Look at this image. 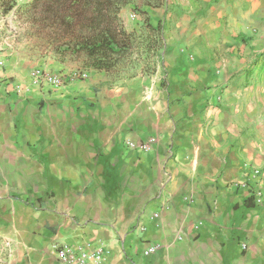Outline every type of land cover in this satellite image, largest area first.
<instances>
[{
  "label": "crops",
  "instance_id": "crops-1",
  "mask_svg": "<svg viewBox=\"0 0 264 264\" xmlns=\"http://www.w3.org/2000/svg\"><path fill=\"white\" fill-rule=\"evenodd\" d=\"M1 1L0 264H60L58 243L264 264V200L236 186L253 166L264 196V0H166L164 66L121 79L32 59Z\"/></svg>",
  "mask_w": 264,
  "mask_h": 264
},
{
  "label": "trees",
  "instance_id": "trees-1",
  "mask_svg": "<svg viewBox=\"0 0 264 264\" xmlns=\"http://www.w3.org/2000/svg\"><path fill=\"white\" fill-rule=\"evenodd\" d=\"M166 0H32L27 4L28 37L34 49L62 63L70 59L78 72L104 71L118 75L135 69L145 60V70L155 71L163 62L160 45L163 26L153 24L144 7L158 8ZM145 17L143 26L129 31L121 16L124 7ZM3 11L14 8L13 0H2ZM157 57V60L156 58ZM68 62V61H67Z\"/></svg>",
  "mask_w": 264,
  "mask_h": 264
},
{
  "label": "rangeland",
  "instance_id": "rangeland-1",
  "mask_svg": "<svg viewBox=\"0 0 264 264\" xmlns=\"http://www.w3.org/2000/svg\"><path fill=\"white\" fill-rule=\"evenodd\" d=\"M31 1L32 0H13L14 8L11 11L6 12L7 16L12 18L11 19L12 20V26H14V30L11 32V35H13V37L15 38L14 42H15L16 46L20 49L25 50V52L27 51L26 53L29 56H31L32 59L55 60V61L63 64L64 66L70 68L71 70L76 71V73H77L78 68H77V66L72 64L70 59H67L66 62L62 63L61 61L57 60L55 57H52L49 54H44L43 52H41V50L34 49L31 46V42H30L29 37H28L29 23H28L26 14H25L27 4L30 3ZM163 6L158 7L159 10H157L155 8H149L147 6H145L144 9L148 10L149 19L153 24L156 25L159 22L162 23L163 38H164V40H166V39H168L170 33H172L171 26L169 25V20H170V18H172V16H171V14H169V11L167 10L160 17L159 14H161V13H159V11H162ZM121 16L124 20L126 28L129 31L138 30V29H140L141 26L144 27L143 22H144L145 17H143L140 13H138L134 9V5H129V6L124 7L122 12H121ZM2 17H5V15L3 14ZM16 31H17V33H16ZM159 45L161 47L159 51H160V54L162 55L163 62L161 63L158 60L157 63H155V71L152 72V69L154 68L153 65H150V66H152V69L150 71L145 70L146 66H148L147 65L148 61L144 60L139 67L132 69V70H129V71H124L118 75L117 74L112 75V77L117 78V79H121L124 77H133L136 75H143V76L153 75L156 72L158 67L164 66V62H165V41H163V43H161ZM155 58L157 60V57H155Z\"/></svg>",
  "mask_w": 264,
  "mask_h": 264
},
{
  "label": "built area",
  "instance_id": "built-area-1",
  "mask_svg": "<svg viewBox=\"0 0 264 264\" xmlns=\"http://www.w3.org/2000/svg\"><path fill=\"white\" fill-rule=\"evenodd\" d=\"M78 78H86L88 73L84 72H77L76 74ZM50 78L54 82H64L66 79L65 76L57 75L55 73L49 74ZM2 86V81L0 80V88ZM142 147L145 151L149 150L151 147L150 139L144 141L142 143ZM260 170L253 166H249L248 173L245 176V179L242 182H237L236 186L242 187L246 190L247 198H251L256 205L262 204L264 200L263 192H262V185L260 180ZM141 229H145L142 227ZM188 234L180 231L177 234V238L182 240ZM57 257L56 259L60 262V264H87L89 260H94L96 262L100 261L103 255V250L100 247L95 248L92 251L87 250L86 246L83 244H71V243H58L55 246ZM158 251V246L154 242H150L145 250V256H152Z\"/></svg>",
  "mask_w": 264,
  "mask_h": 264
}]
</instances>
